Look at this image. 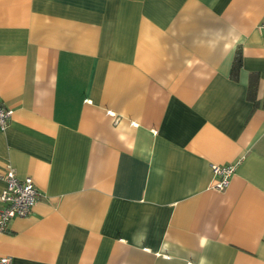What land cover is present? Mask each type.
<instances>
[{
	"label": "crops",
	"instance_id": "obj_1",
	"mask_svg": "<svg viewBox=\"0 0 264 264\" xmlns=\"http://www.w3.org/2000/svg\"><path fill=\"white\" fill-rule=\"evenodd\" d=\"M262 23L264 0H0V174L40 194L0 257L264 264Z\"/></svg>",
	"mask_w": 264,
	"mask_h": 264
},
{
	"label": "built area",
	"instance_id": "obj_2",
	"mask_svg": "<svg viewBox=\"0 0 264 264\" xmlns=\"http://www.w3.org/2000/svg\"><path fill=\"white\" fill-rule=\"evenodd\" d=\"M264 32V23L259 26ZM12 114V109L4 105L0 99V129L4 130ZM240 162L237 161L227 164H213L211 171L215 177L213 187L222 190L229 184L230 178ZM5 185L0 193V233L7 230L9 222L15 217H24L28 215L39 198V191L33 179L29 176L24 178L17 177L13 168H8L0 174ZM11 257H0V264H10Z\"/></svg>",
	"mask_w": 264,
	"mask_h": 264
},
{
	"label": "trees",
	"instance_id": "obj_3",
	"mask_svg": "<svg viewBox=\"0 0 264 264\" xmlns=\"http://www.w3.org/2000/svg\"><path fill=\"white\" fill-rule=\"evenodd\" d=\"M240 66H241V54L239 51H237L235 53L232 68H231V77L232 78H236L237 72H238ZM253 88H254V81L250 80V82H249V96L248 97H249V99H252V101H254V99L250 98V97L252 95Z\"/></svg>",
	"mask_w": 264,
	"mask_h": 264
}]
</instances>
